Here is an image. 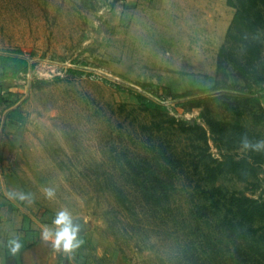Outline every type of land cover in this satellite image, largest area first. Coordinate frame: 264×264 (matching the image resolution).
Wrapping results in <instances>:
<instances>
[{
    "label": "rangeland",
    "instance_id": "rangeland-1",
    "mask_svg": "<svg viewBox=\"0 0 264 264\" xmlns=\"http://www.w3.org/2000/svg\"><path fill=\"white\" fill-rule=\"evenodd\" d=\"M235 12L228 0H0V54L29 63L17 77H0V195L31 194V203L15 199L36 231L65 207L81 226L82 243L71 255L29 235L38 240L22 251L28 264H240L217 220L196 212V177L177 160L191 154L197 135L143 131L154 114L141 110L137 95L204 127L220 160L227 151L206 124L208 112L264 140V21L261 83L248 86L231 63L218 75ZM189 90L200 92L183 96ZM205 96L206 109L188 102ZM165 154L173 155L172 170L162 165ZM138 161L175 185L169 205L146 202L131 183L125 170ZM258 176L221 182L264 197V163ZM46 187L56 189L54 199ZM5 238L11 250L16 236Z\"/></svg>",
    "mask_w": 264,
    "mask_h": 264
},
{
    "label": "trees",
    "instance_id": "trees-1",
    "mask_svg": "<svg viewBox=\"0 0 264 264\" xmlns=\"http://www.w3.org/2000/svg\"><path fill=\"white\" fill-rule=\"evenodd\" d=\"M228 3L236 12L228 30V43L221 47L218 54V75L226 63H231L237 76L244 79L248 86H251L250 81L261 83L263 77L259 76L258 62L262 59L263 44L259 28L264 21V0H228ZM0 65L3 67L0 73L2 79L17 77L29 69L27 61L11 54H0ZM3 88L4 84L0 82V100ZM199 92L189 90L183 96ZM137 95L141 110L154 114L151 122L142 124L143 131L162 134L173 130L179 135H197L192 138L191 154L177 157L178 161H184L190 167L196 177L195 188L200 194L195 203L196 212L200 217L217 220V227L225 234L229 244L234 245L233 253L240 264H264V197L249 196L221 182L227 176L247 183L259 178L258 167L264 163V151H243L238 156L231 152L241 149L240 139L243 135L253 142L258 141V137L240 122H223L206 113L205 121L215 142L227 151L225 158L220 160L211 152L208 132L204 127L196 121L172 116L167 106L142 94ZM209 101V96L188 100L192 107L204 106L205 109ZM172 156L165 154L163 157L162 165L168 171L172 170L171 165L174 164ZM132 163L125 172L142 198L162 208L169 205L175 185L170 184L167 174L160 169L151 170L142 166L141 161ZM114 191L118 197L127 198L122 186L115 184ZM123 204H126L125 200ZM29 231L30 235L38 234L34 229ZM37 240L32 238L29 244L20 242V253Z\"/></svg>",
    "mask_w": 264,
    "mask_h": 264
},
{
    "label": "clouds",
    "instance_id": "clouds-1",
    "mask_svg": "<svg viewBox=\"0 0 264 264\" xmlns=\"http://www.w3.org/2000/svg\"><path fill=\"white\" fill-rule=\"evenodd\" d=\"M241 149L243 151H264V140L253 142L247 135H243L240 139ZM44 195L51 200L56 197V189L54 187H46L43 189ZM10 196L18 198L20 201H27L31 203V194L23 192H12ZM78 216H74L72 211L67 207L56 212L52 220V226H45L42 231V239L50 243L51 248L56 252L71 255L76 249L80 247L82 241L79 239L81 226L75 220ZM11 252L15 254L21 244L19 238H14L11 242Z\"/></svg>",
    "mask_w": 264,
    "mask_h": 264
},
{
    "label": "crops",
    "instance_id": "crops-1",
    "mask_svg": "<svg viewBox=\"0 0 264 264\" xmlns=\"http://www.w3.org/2000/svg\"><path fill=\"white\" fill-rule=\"evenodd\" d=\"M3 135L0 134V141ZM1 149V148H0ZM5 161L0 158V181L3 179V169ZM3 181V180H2ZM3 191L0 185V193ZM25 211V210H23ZM40 223L39 231L37 232L42 237V231L45 224ZM35 227L26 226L24 220V212L21 214L18 201L15 198H2L0 195V264H28L22 257V253L18 250L15 254L7 247L6 238L4 236H16L19 238V242L31 243L32 239H29L30 231ZM5 240V241H3ZM30 240V241H29Z\"/></svg>",
    "mask_w": 264,
    "mask_h": 264
}]
</instances>
